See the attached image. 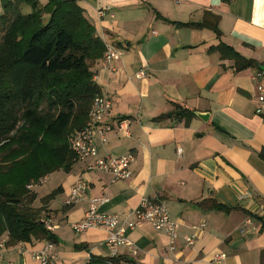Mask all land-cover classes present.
<instances>
[{
  "label": "crops",
  "instance_id": "obj_1",
  "mask_svg": "<svg viewBox=\"0 0 264 264\" xmlns=\"http://www.w3.org/2000/svg\"><path fill=\"white\" fill-rule=\"evenodd\" d=\"M97 36L122 50L121 59L104 68L93 65L94 81L111 101L104 123L112 127L105 142L95 141L100 157L134 154L132 177L110 182L108 175L87 171L77 162L69 173L55 172L31 190L40 199L59 189L46 206L57 226L55 264H86L89 255L109 257L107 232L76 234L92 198L108 202L101 212L132 221L142 199L161 202L177 225L175 250L168 237L148 223L127 233L137 248L133 257L118 252L121 264H264V114L255 112L256 86L264 88V0H77ZM105 15L99 17L98 12ZM205 13L219 17L220 41L256 65L235 72L233 61L216 51L219 40L208 29L177 28L163 21L198 23ZM161 18H159V17ZM114 69V71H112ZM143 71L144 78L136 73ZM172 103L209 114L188 124L174 118L153 119L173 111ZM127 122V135L118 130ZM51 183L47 189L44 184ZM84 195L67 206L71 188ZM43 185V186H40ZM214 200L232 210L204 211L199 202ZM68 207V208H66ZM204 223V228L194 227ZM195 236L191 246L185 239ZM43 243L18 244L2 252L4 264H39L32 253ZM84 245L86 249L75 250ZM223 255L224 259L215 257ZM1 263V262H0Z\"/></svg>",
  "mask_w": 264,
  "mask_h": 264
},
{
  "label": "trees",
  "instance_id": "obj_2",
  "mask_svg": "<svg viewBox=\"0 0 264 264\" xmlns=\"http://www.w3.org/2000/svg\"><path fill=\"white\" fill-rule=\"evenodd\" d=\"M0 7V238L6 237L5 250L22 243L56 244L42 216L48 217L46 206L59 189L34 207L37 194L29 187L55 172L69 173L78 162L69 139L87 125L92 101L101 94L92 68L102 60L105 46L77 0H0ZM163 21L212 31L219 44L209 52L232 60L235 72L256 65L220 41L216 15L205 13L198 23ZM172 106V112L153 120L174 118L188 124L194 117L192 111ZM197 206L232 210L214 200ZM82 249L86 246H75ZM123 262L127 260L119 256L90 254L86 264Z\"/></svg>",
  "mask_w": 264,
  "mask_h": 264
},
{
  "label": "built area",
  "instance_id": "obj_3",
  "mask_svg": "<svg viewBox=\"0 0 264 264\" xmlns=\"http://www.w3.org/2000/svg\"><path fill=\"white\" fill-rule=\"evenodd\" d=\"M99 17H103L105 12H98ZM105 51L102 56L101 64L104 68H110L111 65L121 59L122 50L113 44L104 43ZM261 46L264 48V41ZM114 71V69H112ZM137 79L145 76L143 71L136 73ZM94 80V77H93ZM257 90V107L255 112L259 115L264 114V88L261 85L256 86ZM111 108L110 99L103 94L94 97L89 113L87 125L78 132H74L69 139V145L72 152L76 155L78 162H88L87 171L108 175L111 183L127 181L132 177L130 169L134 161V154L113 158L100 157L95 145V141L105 142V135L112 127L104 123ZM127 135V122L120 121L116 127ZM45 179V177H44ZM42 178L39 183L44 181ZM35 185V184H34ZM39 185V184H38ZM33 186H30L32 188ZM86 190L82 182L76 183L70 190L67 205L77 202ZM108 202L107 198L96 197L88 202V209L84 217L79 221L71 224L74 233L80 234L89 229H102L107 232L106 245L110 250L109 257H116L121 248L127 249L131 256L136 257L138 252L135 244L127 238V233L134 230L137 223H148L154 229L163 232L169 240V250L174 251L176 248L178 225L171 220L166 207L159 201L142 199L139 206L133 210L132 221H121L118 216L100 211V207ZM257 218L264 221V206L258 209ZM46 230L54 232L57 228L50 217L43 219ZM204 223L194 227L196 230L204 228ZM195 236L185 239V245L191 246L194 243ZM6 237L0 238V260L3 259L2 252L5 250ZM32 259L39 264H55L56 254L54 244L44 243L39 250L32 253ZM216 260L224 259L223 255L215 257Z\"/></svg>",
  "mask_w": 264,
  "mask_h": 264
},
{
  "label": "rangeland",
  "instance_id": "obj_4",
  "mask_svg": "<svg viewBox=\"0 0 264 264\" xmlns=\"http://www.w3.org/2000/svg\"><path fill=\"white\" fill-rule=\"evenodd\" d=\"M0 13H1V7H0ZM41 179H42V178H41ZM41 179H39L38 182H36L37 184H36V183H32L30 186H33V187H32V188L29 187V189H30V190H33V189L36 187V185L41 184V183H39V181H40ZM43 179H44V178H43ZM34 184H35V185H34ZM40 186H43V185H40ZM50 186H51V183H50V182H49V183H46V184H44L43 189L45 190V189H47V188L50 187ZM42 218H45V217L42 216ZM0 262H1L0 264H4L3 261H0Z\"/></svg>",
  "mask_w": 264,
  "mask_h": 264
},
{
  "label": "water",
  "instance_id": "obj_5",
  "mask_svg": "<svg viewBox=\"0 0 264 264\" xmlns=\"http://www.w3.org/2000/svg\"><path fill=\"white\" fill-rule=\"evenodd\" d=\"M262 70L264 71V67L262 68ZM194 115L196 117H198L202 122L206 123L209 119V114H199V113H194Z\"/></svg>",
  "mask_w": 264,
  "mask_h": 264
}]
</instances>
